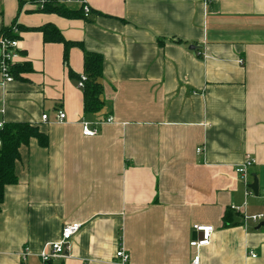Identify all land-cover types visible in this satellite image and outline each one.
Segmentation results:
<instances>
[{"label": "crops", "instance_id": "crops-1", "mask_svg": "<svg viewBox=\"0 0 264 264\" xmlns=\"http://www.w3.org/2000/svg\"><path fill=\"white\" fill-rule=\"evenodd\" d=\"M83 1L89 17L67 19L32 0H0V32L22 27L19 64L32 69L0 79V122L48 137L45 149L35 140L20 149L18 182L0 208V264H40L74 223L81 230L61 264H120L119 247L126 264H190L195 255L199 264H264V228L235 224L233 213L223 227L232 206L264 213V0ZM45 25L81 45L66 64L63 46L36 31ZM84 52L103 58L105 107L93 115L77 87ZM109 116L95 137L82 135L83 122ZM246 155L258 186L248 199L236 174ZM197 225L214 228L199 250L189 246Z\"/></svg>", "mask_w": 264, "mask_h": 264}, {"label": "built area", "instance_id": "built-area-1", "mask_svg": "<svg viewBox=\"0 0 264 264\" xmlns=\"http://www.w3.org/2000/svg\"><path fill=\"white\" fill-rule=\"evenodd\" d=\"M206 5H210L216 2V0H203ZM70 4H77L80 6L82 15L84 18H88L91 10L89 6L83 0H33L32 6L36 10H42L48 5L56 6H68ZM20 31L16 27L11 28V36L1 37L0 38V79L1 84L11 83L14 81L13 75L11 73L13 67L20 63L21 58V49L19 43ZM197 57L205 58V54L201 51L197 52ZM86 77L84 75L80 76V79L77 82V87L82 89L84 87V82ZM65 120V114L63 112H57L56 121L58 123H63ZM42 122L47 121L46 115H43L41 118ZM113 122L111 116L107 117L104 121L99 123H88L83 122L81 124L82 135L85 137H95L98 134L97 127L103 124H110ZM4 123L0 122V130L3 128ZM1 147V142H0ZM202 149L198 148L196 154H201ZM254 164V159L249 155L245 156L243 164L237 168L236 174L241 180V185L244 191L245 199L254 197V193L251 190V181L248 175V169ZM246 203L242 207L230 208L231 212L239 218V222L242 227L246 228L248 224L258 225L261 222H264V213L257 215H249L246 210ZM81 230V225L74 223L64 225L61 229L59 239L54 242L47 244L44 248V251L40 254L39 260L40 264H61L62 262L70 258L71 242L73 238ZM193 231L200 236L199 239L191 241L189 246L192 249L199 250L200 248L206 247L210 243L211 235L214 232V228L211 226H194ZM251 258H255L256 255L249 253ZM25 258V255H23ZM115 258L119 261L120 264H126L129 260V255L125 252L123 248H120L115 253ZM190 264H199V256L195 255Z\"/></svg>", "mask_w": 264, "mask_h": 264}, {"label": "trees", "instance_id": "trees-1", "mask_svg": "<svg viewBox=\"0 0 264 264\" xmlns=\"http://www.w3.org/2000/svg\"><path fill=\"white\" fill-rule=\"evenodd\" d=\"M33 1V0H32ZM42 13L56 14L60 17L72 19L80 17L82 14L81 9L77 11H70L66 6L48 5L42 10H37ZM16 27L19 31L22 27L13 23L9 28H3L0 32L1 37L11 36V28ZM40 32L45 43H58L63 46L64 63L67 62V55L71 48H82L79 43L66 41L59 32L52 25H45L36 29ZM160 42V41H159ZM83 75L86 77L84 82L83 91V111L85 115H93L101 112L105 103L102 99V69L103 58L94 53L84 52L83 55ZM32 71L29 64H17L13 67L11 73L14 80L19 79L22 74L30 73ZM72 76L71 70H68ZM80 77H78V80ZM35 140L37 144L45 149L48 147V137L40 131L39 127L30 123H11L4 124L0 130V208L4 199V192L8 186L17 184L18 179L15 173L16 164L20 161V149L27 147L29 143ZM231 210L225 212L223 227L231 226L233 219Z\"/></svg>", "mask_w": 264, "mask_h": 264}, {"label": "water", "instance_id": "water-1", "mask_svg": "<svg viewBox=\"0 0 264 264\" xmlns=\"http://www.w3.org/2000/svg\"><path fill=\"white\" fill-rule=\"evenodd\" d=\"M189 50L193 51V48H190ZM251 190L253 191L254 195L257 197L258 196V186H257V180L254 178L253 182L251 184ZM235 224L239 223V219L237 218L235 221ZM264 228V222H261L257 225L256 229Z\"/></svg>", "mask_w": 264, "mask_h": 264}, {"label": "rangeland", "instance_id": "rangeland-1", "mask_svg": "<svg viewBox=\"0 0 264 264\" xmlns=\"http://www.w3.org/2000/svg\"><path fill=\"white\" fill-rule=\"evenodd\" d=\"M33 7V6H32Z\"/></svg>", "mask_w": 264, "mask_h": 264}]
</instances>
